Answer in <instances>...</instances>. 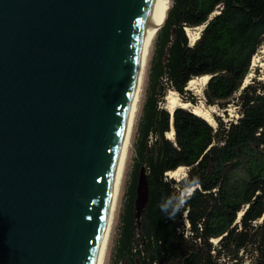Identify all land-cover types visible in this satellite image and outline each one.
<instances>
[{
    "label": "water",
    "instance_id": "1",
    "mask_svg": "<svg viewBox=\"0 0 264 264\" xmlns=\"http://www.w3.org/2000/svg\"><path fill=\"white\" fill-rule=\"evenodd\" d=\"M147 1L0 0V264H96Z\"/></svg>",
    "mask_w": 264,
    "mask_h": 264
},
{
    "label": "trees",
    "instance_id": "2",
    "mask_svg": "<svg viewBox=\"0 0 264 264\" xmlns=\"http://www.w3.org/2000/svg\"><path fill=\"white\" fill-rule=\"evenodd\" d=\"M194 29L201 31L192 42ZM263 45L264 0H172L149 61L113 264H243L244 254L264 264V82L244 85ZM208 76L205 104L226 118L234 104L238 118L215 117L213 127L188 109L172 116L168 93L197 104L187 88ZM180 168L187 176L170 179ZM142 176L147 203L139 213ZM194 177L200 187L168 218L162 199Z\"/></svg>",
    "mask_w": 264,
    "mask_h": 264
},
{
    "label": "bare ground",
    "instance_id": "3",
    "mask_svg": "<svg viewBox=\"0 0 264 264\" xmlns=\"http://www.w3.org/2000/svg\"><path fill=\"white\" fill-rule=\"evenodd\" d=\"M171 0H148L146 13H145V28L143 29L140 45L135 61V78L131 87L129 106L127 111V119L123 130L120 152L118 160L115 166V172L113 175L111 187L109 193L105 199L103 207V223H102V236L99 245L98 257L96 264H106L107 254L110 246L112 232L117 216L119 207V201L123 188V182L125 178L126 167L128 163L129 153L131 150L133 134L135 130V124L139 107L141 103V97L143 93V87L148 68L149 58L153 43L157 36V31L166 19L167 13L171 6ZM199 30V29H198ZM201 30V29H200ZM191 41L197 40V36L193 34L191 30L187 31ZM261 67L264 70V60ZM208 77L193 80L189 83L188 89L196 91L201 84L206 86ZM201 94L200 91H196ZM191 106L187 103H183L175 93H170L166 97V109L171 113L177 108L189 109ZM196 115L207 120L211 125L214 124L210 111H203L202 109H195L193 111ZM169 139L174 138V132L168 134ZM185 169L180 168L173 173H169V177L174 178L179 176Z\"/></svg>",
    "mask_w": 264,
    "mask_h": 264
},
{
    "label": "rangeland",
    "instance_id": "4",
    "mask_svg": "<svg viewBox=\"0 0 264 264\" xmlns=\"http://www.w3.org/2000/svg\"><path fill=\"white\" fill-rule=\"evenodd\" d=\"M171 2H172V0H171ZM191 31L198 38L200 30L194 29ZM153 50H154V43H153V47L151 50L149 61H150L151 56L153 54ZM263 60H264V45L259 49L258 53L253 58L250 74L248 75V77L244 83L245 86L247 84H249L250 81L254 78H256L258 80H262L264 82V70L261 67V64H263ZM148 70H149V63H148V68H147V72H146V77H145V82H144L139 112H138L137 120H136V124H135V130H134V134H133L131 150L129 153L128 163H127V167H126L125 178H124V182H123V188H122L121 197H120V201H119V207H118L117 216H116V220H115V224H114V228H113V232H112V237H111V241H110V246H109V250H108V254H107L106 264H113L114 254H115L116 246H117L118 239H119V226L121 223V215L123 212V207H124V202H125V192L127 189V183L129 180V175L131 173L132 163H133V159H134L135 133H136L137 124H138V121H139V118L141 115V109L143 106V102L145 99V90H146L147 81H148ZM204 88H205V86H203V84L200 83V85L196 91L199 90L201 94H198L196 91L187 88V91L190 93V95L197 97V104H193L190 102L187 103L191 106L188 110H191L192 112L195 109H202L203 111H206V112L210 111L212 120L214 121V124L212 125L213 127H216L215 117H222L223 119L230 120V121L236 120L238 118V110L234 104H231L229 106V108L227 109L229 118H226L223 111H221L219 108L208 107L205 104V100H204V96H203ZM170 93H175V95H177V97L183 102L182 97L180 95H178L176 92L170 91L168 93V95ZM183 103H185V102H183ZM164 106L166 107V101H165ZM186 176H187V169H185L179 176L174 177V178H171V177H169V178L174 179L176 181H180V180L184 179ZM213 245H215V243H213ZM243 257H244L243 264H252L250 261V258L245 257V254L243 255ZM229 264H233V263H229Z\"/></svg>",
    "mask_w": 264,
    "mask_h": 264
},
{
    "label": "clouds",
    "instance_id": "5",
    "mask_svg": "<svg viewBox=\"0 0 264 264\" xmlns=\"http://www.w3.org/2000/svg\"><path fill=\"white\" fill-rule=\"evenodd\" d=\"M199 187V177L185 180L184 186L179 195L172 194L162 199L159 205L160 210L165 213L168 218L175 220V217L180 213L188 199L197 191Z\"/></svg>",
    "mask_w": 264,
    "mask_h": 264
},
{
    "label": "built area",
    "instance_id": "6",
    "mask_svg": "<svg viewBox=\"0 0 264 264\" xmlns=\"http://www.w3.org/2000/svg\"><path fill=\"white\" fill-rule=\"evenodd\" d=\"M187 227H189V224L187 223Z\"/></svg>",
    "mask_w": 264,
    "mask_h": 264
}]
</instances>
